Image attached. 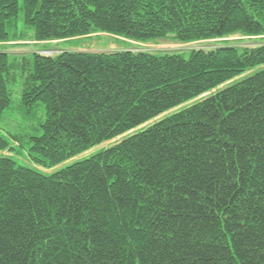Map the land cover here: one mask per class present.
Instances as JSON below:
<instances>
[{
	"label": "trees",
	"instance_id": "obj_1",
	"mask_svg": "<svg viewBox=\"0 0 264 264\" xmlns=\"http://www.w3.org/2000/svg\"><path fill=\"white\" fill-rule=\"evenodd\" d=\"M100 34L0 51V264H264V0H0V44Z\"/></svg>",
	"mask_w": 264,
	"mask_h": 264
},
{
	"label": "rangeland",
	"instance_id": "obj_2",
	"mask_svg": "<svg viewBox=\"0 0 264 264\" xmlns=\"http://www.w3.org/2000/svg\"><path fill=\"white\" fill-rule=\"evenodd\" d=\"M22 20H20V27L23 28L22 26ZM240 36H235L232 38H229L228 40H234V39H240ZM117 38L113 37L111 35H105V34H100V35H92L91 37H81L73 40L72 46H68L69 42H42L39 44H33V45H26V41H12L7 43V45L0 44V51H7L9 55L13 58H20L19 56L21 55H28L33 51H38L39 53L45 54V55H51L52 53L58 52L57 49H55V45H58L57 48H69L72 50H87V51H111V50H116L119 48L127 47L128 42L119 41L116 42ZM250 41L245 40L242 44H245L246 46H250L254 44V42H248ZM131 45H134L133 50H144V51H150V52H157V51H185L193 48H208L210 46H213L215 44H218L219 42H215V40H210V41H199V42H191V43H177L174 42L170 39L167 40H158V41H152L148 43H136V42H130ZM39 45H51V49L53 50H42ZM21 91H22V86H21V79H19L14 86H12V100L13 103L16 104L20 101L21 98ZM167 114V113H166ZM164 114V115H166ZM18 116L15 115H10V116H5L3 125L10 130L11 133H23L27 129L24 130V127L22 129L18 128L17 121ZM20 120V119H19ZM153 121L141 126L140 128H145L148 125L152 124ZM123 136H120L118 138H115L110 141H106L102 143L101 145L93 147L91 150L73 158L70 161H74L77 159H81L84 157L89 156L90 154L98 151L99 149L109 147L110 145L116 143L117 141L120 140ZM28 147L25 148H19L17 147V144H14V149L12 151H8L6 154H10L14 160L18 164L29 166V167H34L35 165L32 163V160L29 156ZM69 161V162H70Z\"/></svg>",
	"mask_w": 264,
	"mask_h": 264
}]
</instances>
